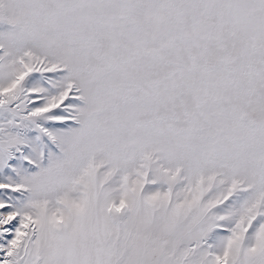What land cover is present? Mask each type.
<instances>
[{"label":"snow or ice","instance_id":"1","mask_svg":"<svg viewBox=\"0 0 264 264\" xmlns=\"http://www.w3.org/2000/svg\"><path fill=\"white\" fill-rule=\"evenodd\" d=\"M0 264H264V0H0Z\"/></svg>","mask_w":264,"mask_h":264}]
</instances>
